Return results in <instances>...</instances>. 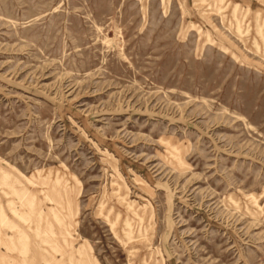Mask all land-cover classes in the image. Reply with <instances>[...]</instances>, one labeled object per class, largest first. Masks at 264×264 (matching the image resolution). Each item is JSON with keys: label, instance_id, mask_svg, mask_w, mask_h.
<instances>
[{"label": "rangeland", "instance_id": "374dc122", "mask_svg": "<svg viewBox=\"0 0 264 264\" xmlns=\"http://www.w3.org/2000/svg\"><path fill=\"white\" fill-rule=\"evenodd\" d=\"M0 264H264V0H0Z\"/></svg>", "mask_w": 264, "mask_h": 264}]
</instances>
